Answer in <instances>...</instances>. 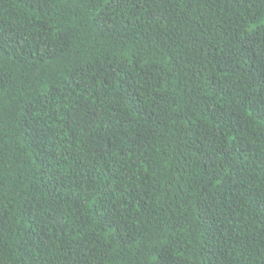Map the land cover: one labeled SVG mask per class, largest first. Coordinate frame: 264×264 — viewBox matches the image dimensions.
<instances>
[{
  "label": "trees",
  "instance_id": "16d2710c",
  "mask_svg": "<svg viewBox=\"0 0 264 264\" xmlns=\"http://www.w3.org/2000/svg\"><path fill=\"white\" fill-rule=\"evenodd\" d=\"M0 264H264V0H0Z\"/></svg>",
  "mask_w": 264,
  "mask_h": 264
}]
</instances>
